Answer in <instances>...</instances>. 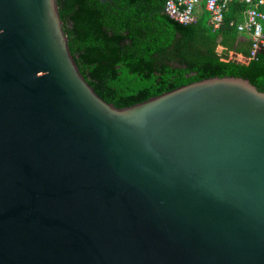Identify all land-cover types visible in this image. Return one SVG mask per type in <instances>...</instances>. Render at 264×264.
Instances as JSON below:
<instances>
[{"label": "water", "instance_id": "1", "mask_svg": "<svg viewBox=\"0 0 264 264\" xmlns=\"http://www.w3.org/2000/svg\"><path fill=\"white\" fill-rule=\"evenodd\" d=\"M0 264H264V93L215 77L117 109L56 0H0Z\"/></svg>", "mask_w": 264, "mask_h": 264}, {"label": "trees", "instance_id": "2", "mask_svg": "<svg viewBox=\"0 0 264 264\" xmlns=\"http://www.w3.org/2000/svg\"><path fill=\"white\" fill-rule=\"evenodd\" d=\"M166 2L56 0L69 53L97 96L124 109L215 77L242 78L264 93V48L247 63L228 57L250 52V39L234 27L243 4L229 3L220 28L212 31L205 11L196 24L181 25L165 14Z\"/></svg>", "mask_w": 264, "mask_h": 264}, {"label": "built area", "instance_id": "3", "mask_svg": "<svg viewBox=\"0 0 264 264\" xmlns=\"http://www.w3.org/2000/svg\"><path fill=\"white\" fill-rule=\"evenodd\" d=\"M232 1H237L245 7L241 14V22L234 27L237 32L249 36L251 42L249 55L247 58L241 57L240 60L247 63L256 60L257 53L264 48V0H167L164 12L178 24L194 25L202 8L208 14L207 25L212 31H216L223 22L226 7ZM221 52L217 51L218 54Z\"/></svg>", "mask_w": 264, "mask_h": 264}, {"label": "crops", "instance_id": "4", "mask_svg": "<svg viewBox=\"0 0 264 264\" xmlns=\"http://www.w3.org/2000/svg\"><path fill=\"white\" fill-rule=\"evenodd\" d=\"M203 11H204V10H203L202 8H200V10H199V12H198L199 16L202 14ZM241 20H242V19H241ZM242 38H244V39H249V36H247L245 33H244V34L242 33ZM217 50H218V52H219V51H222V52H223V49H222L221 47H218ZM222 52H221V53H222ZM228 57H229V58L233 57V58L236 59L237 62H238V61L241 60V57H242V56H241V55H236V54L230 52V53H228Z\"/></svg>", "mask_w": 264, "mask_h": 264}, {"label": "rangeland", "instance_id": "5", "mask_svg": "<svg viewBox=\"0 0 264 264\" xmlns=\"http://www.w3.org/2000/svg\"><path fill=\"white\" fill-rule=\"evenodd\" d=\"M218 51V50H217ZM229 59H232V60H235L237 61L236 59H234L233 57L229 58ZM239 63H243V61H238Z\"/></svg>", "mask_w": 264, "mask_h": 264}]
</instances>
